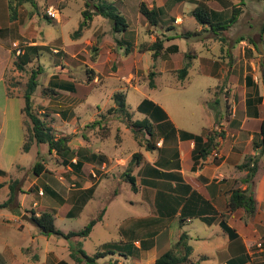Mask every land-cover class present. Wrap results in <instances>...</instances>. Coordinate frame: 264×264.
Wrapping results in <instances>:
<instances>
[{"label": "rangeland", "instance_id": "374dc122", "mask_svg": "<svg viewBox=\"0 0 264 264\" xmlns=\"http://www.w3.org/2000/svg\"><path fill=\"white\" fill-rule=\"evenodd\" d=\"M13 1L16 3V0ZM114 1L117 5L118 1ZM243 1L249 12L252 5L250 0ZM137 2L130 0L129 5L122 8L133 29L134 40L139 33L143 38L149 30L155 31L154 34L158 32L157 28L138 15ZM35 3L36 6L30 2L16 5L15 18H9L11 27L2 26L0 32V39L10 50L4 81L8 92L15 96L7 98L4 86L0 84V167L7 170L0 177V204L8 198L9 184L13 180L17 181L12 201L8 206L0 207V252H3L4 241H7L13 248L10 252V255L13 253V258H8L11 264H48L59 259L72 263L69 257L70 247L79 246L88 255H92L101 243L117 239L116 223L134 213L136 208L129 205L128 200H137V195L126 181L125 172L130 167L126 163L125 171H120L119 175L118 172H113L106 178L100 176L95 193H90L91 199L77 217H64L60 214L72 207L73 193L78 190V185H82L84 179L92 182L96 178L84 173L83 180L76 179L68 165L61 164L62 159L55 152L49 153L46 144H33L28 152L21 150L23 99L16 96H22L31 70L40 65L43 68L32 95L33 106L50 122L55 135L68 136L72 145L83 144L80 147L82 149L85 145L89 148L88 144L92 142L93 146H99L98 148L114 156L142 150L133 139L131 130L115 119L114 113H108V109L115 106L112 93H124L126 105L133 112L135 120L142 117L136 109L138 103L144 97H151L164 104L178 125L201 133L206 127L203 124L204 101L209 100L211 88L218 84L216 77L203 72V60L217 59L228 63L232 56L234 60L238 56L237 50L235 55H228L230 48L227 46L222 51L221 43L211 33L208 38L206 32L178 38L175 43L188 55L184 63L190 62L187 76L180 79L177 73L176 76L174 73L164 72L153 77L155 86L152 87L149 85L148 75L150 70L156 72L163 69L162 66L159 67L162 65L161 60H153L152 52H145L143 55L141 48L126 53L124 46L120 48L115 40L120 34L112 32L110 23L105 18L93 16L82 29L81 36H71L82 20L83 0H35ZM184 5L183 10L189 7L187 2ZM47 7L59 11L57 19L45 17L44 10ZM190 18L193 20L189 16L184 18V27L192 21ZM247 18L245 14L244 20ZM194 26V23L189 25L193 33ZM180 27L177 29H181ZM236 29L232 27L229 35L234 34ZM240 32L242 31L238 29L237 33ZM95 44L100 49L96 59L92 60L91 46ZM24 52L32 60L20 68L17 63ZM169 69L166 67V70ZM91 70L94 79L92 77L88 81L89 73L86 71ZM51 80L73 82L77 87L90 84L91 88L84 95L51 86ZM53 88L56 93H53ZM97 108L101 112L98 113ZM62 110H66L65 116ZM45 113L49 115L44 116ZM102 116L107 118L102 123L103 128L90 125L93 120ZM36 161H42L44 165V171L39 175L34 174L32 169ZM45 185L56 196L46 190ZM41 207L53 213L55 227L63 232L81 229L91 218L100 214V209L106 210L103 221L96 223L88 237L79 241L80 238L68 240L52 233L42 234L38 225L22 218L23 214L38 216ZM109 257L104 258V264H115L117 258L124 264H134L132 259ZM210 261L208 259L203 264H209Z\"/></svg>", "mask_w": 264, "mask_h": 264}, {"label": "crops", "instance_id": "0c3cea01", "mask_svg": "<svg viewBox=\"0 0 264 264\" xmlns=\"http://www.w3.org/2000/svg\"><path fill=\"white\" fill-rule=\"evenodd\" d=\"M117 1L120 13L129 23L128 30L120 33V48L124 46L125 50L129 43V51L125 50L128 53L142 49V44L147 47L157 37L163 40L162 52L155 59L152 57L153 60H161L162 65L159 67L162 66L163 69L156 70L154 76L164 72L177 76L176 70L184 65L187 52L180 50L175 41L190 34L202 35L206 32L208 38L211 33L214 39L221 43L222 51L224 46L230 48L228 55H235L237 50L238 59L234 60L232 56L228 63L217 59L203 60V72L216 77L218 84L211 88L209 100L204 101L203 124H206V127L201 133L178 125L163 103L151 97H144L143 99L147 98L158 104L166 115L162 120L151 121V135L145 133L144 138L151 143L149 149L145 148L146 141L139 145L133 134V139L142 151L114 156L107 154L98 148L99 146H93L92 142L88 144L89 148L85 145L82 149L80 147L84 146L83 144L72 145L69 141L75 150V155L70 159L74 164L77 160L76 151L79 150V154L83 152L87 157L79 169L67 166L72 170L73 176L83 180V174L88 173L96 180L91 182L84 179L82 185H78V190L73 193L72 207L61 211L60 214L64 217H77L91 199L86 190L93 189V195L101 175L102 178L113 172H118L119 175L120 171H125L126 163H129L132 154L139 152L141 158L129 172L135 180L134 187L130 184V189L136 193L137 200H128V204L136 210L116 223L117 239L107 241L131 245L122 247L126 255L114 253L110 254L109 258L118 256L124 260L132 259L134 264H154L156 257L170 249L184 233L187 234V243L191 247L189 260L198 264H203L208 259H211L209 264H264V147L258 146L260 125L264 120V0H250L252 5L249 12L246 11V3L243 0H136L139 16L141 15L138 5L145 1L150 7L158 9L159 22L154 26L158 32L154 34L155 31L149 30L143 38L139 33L135 40L129 19L122 10L129 5L130 0ZM185 2L189 3V7L183 10ZM200 3L209 8L215 21L229 20L234 6H238L240 10L235 14V19L227 23L222 33L218 31L216 34L206 25L198 24L192 15L191 12ZM245 14L248 16L247 20H244ZM188 16L193 20L190 18L192 21L184 27V18ZM193 23L194 33L189 27ZM10 25L8 0H0V32L2 26L10 28ZM178 26H181V29H177ZM232 27L237 29L230 36ZM238 29L242 32L237 33ZM180 34L185 35L180 37ZM145 52L151 51L142 49L143 55ZM9 59L10 50L0 39V84L4 86L5 96L13 98L6 95L4 81ZM166 67L170 69L166 70ZM97 111L99 113L101 109L97 108ZM140 113L141 119L147 117L145 113ZM208 131L217 133V145L215 149L200 156L194 150V140L184 134L201 135L203 140L199 143L200 150L205 146L204 136ZM248 155H257L258 163L254 178L256 211L252 215H246L242 208L231 210L228 207L231 190L246 187L242 182L246 171L238 165L243 163ZM0 169L7 173L2 167ZM71 210L74 214L70 216ZM105 210L106 208L100 209L101 218L96 223L103 221ZM226 227L233 232L230 234ZM4 242L3 252H0V264H11L8 258H13V253L10 255L13 248L7 241ZM105 257L100 258L98 262L104 264ZM60 260L48 264H55ZM115 264L124 263L117 258Z\"/></svg>", "mask_w": 264, "mask_h": 264}, {"label": "trees", "instance_id": "16d2710c", "mask_svg": "<svg viewBox=\"0 0 264 264\" xmlns=\"http://www.w3.org/2000/svg\"><path fill=\"white\" fill-rule=\"evenodd\" d=\"M24 2H30L33 6H36L35 0H16V3L13 0H8V9H9V18L14 19L16 16V5H19ZM84 9L81 11L82 20L79 23L78 28L71 34L72 37L77 38L82 35V29L88 25V22L92 20L94 15H100L109 21L110 27L113 33H121L128 30L129 23L126 17L120 13L115 1L112 0H83ZM240 10L238 6H234L232 9V15L229 20L226 22L215 21L211 17V12L209 8L204 4L200 3L196 6V8L191 12L195 17L196 21L200 25H206L209 29L216 34L221 32L227 27V23H231L235 19V14ZM138 11L140 15L145 19L147 23L152 26H156L159 22V12L156 7H150L145 1H141L138 5ZM45 15V13H44ZM46 18L49 19L48 16L45 15ZM218 29V30H216ZM185 34H180V37H183ZM223 39V37L221 38ZM118 44H121L122 41L120 38L115 39ZM129 45V46H128ZM125 50L126 52L130 49V44L128 43ZM142 49L149 50L152 52V57L155 59L163 50V40L157 37L153 42H151L147 47L146 44L141 45ZM35 49V48H34ZM91 59L95 60L98 54L100 47L98 44L91 46ZM186 56H188L186 54ZM32 60V57L29 56L28 53L24 52L19 63L17 65L22 68L24 64L28 63ZM190 62L187 61L184 65L176 70L178 77L184 78L188 72V67ZM42 66H37L33 68L30 72L28 80L26 82V87L23 91L21 97L23 99V106L21 108V128L23 132V143L21 145V150L23 152H28L33 144H46L48 147L49 153L55 152L62 160V165H69L72 169H79L84 159H87L83 155V152L79 154V150L76 151L77 160L74 164L69 159L73 154L75 155V150L73 146L69 144L68 136H56L53 130V126L50 124L48 120H45L43 115L34 109L33 106V92L38 84V75L42 72ZM92 70L86 73L87 80L89 81L93 74ZM155 75L154 70H150L149 72V85L153 86V77ZM51 86L59 87L60 89L68 90L71 92H80L82 94H88L87 92L90 90L91 85L87 84L86 86H75L73 82H55L50 81ZM6 85V84H5ZM53 93H56L53 88ZM6 95L9 97H15L8 92L6 86ZM112 99L115 102V106H112L108 109V113H114L115 119L120 122H123L127 128H129L133 134L134 139L142 145L143 141H146L145 148L149 149L151 143L149 140L144 138L145 133L151 135L152 134V123L151 121H159L166 117L163 109L153 101L145 98L143 99L139 105L137 106V110L143 112L147 115V117L135 120L133 119V112L128 108L125 102V95L121 91H116L112 94ZM110 111V112H109ZM50 113V111H49ZM49 113H45L44 116L49 115ZM62 114L66 115V110H62ZM106 117L102 116V118H98L97 120H93L91 122V126H98L103 128L102 123L106 121ZM260 139L258 146L264 147V120L260 125ZM191 137L195 142L194 150L197 151L198 155H205L210 150L216 148L215 138L217 136L216 132L208 131L205 137V146L202 149L199 148V143L203 140L201 135H194L191 133H185L184 136ZM141 158V154L139 152H135L132 154L131 159L129 161L130 167L135 166ZM128 168L126 171V180L131 184L132 187L135 185L134 177L129 173L131 168ZM240 169H244L246 171L244 177L242 178V182L246 184L244 189L234 188L231 190L230 195L228 197V207L231 210L242 208L246 215H252L256 211V199L254 197V185H255V175L258 170L257 163V155H248L246 160L238 165ZM33 173L36 175L41 174L44 171V165L42 161H36L32 167ZM5 174V171L0 169V175ZM17 181L13 180L12 184H9V194L8 198L0 204V207L8 206L13 199L15 192V185ZM45 189L48 190L52 195L56 196V193L50 190L46 185ZM93 189L89 188L86 190V194L89 196L92 193ZM86 198V197H85ZM84 201V198H83ZM40 213L38 216H32L38 223V226L41 228V233L45 235L55 234L57 236L63 237L65 239L72 238H86L94 224L100 220L101 213L95 217L91 218L81 229L79 230H70L67 232H63L60 229H57L54 225V215L53 213L47 211L45 208L40 209ZM70 216L74 214L73 210L70 211ZM228 232L231 234L233 232L232 229L227 228ZM188 236L187 234H181L179 239L172 244V247L167 251L163 252L159 256L156 257L154 264H198L197 262H193L189 260V254L191 252V247L187 243ZM130 243H117V242H107L101 244L98 249L92 254L88 255L81 247L74 246L70 247L69 257L72 263L60 260L55 264H100L98 260L106 255L119 253L121 255H126L122 250V247H129Z\"/></svg>", "mask_w": 264, "mask_h": 264}, {"label": "built area", "instance_id": "2783aa9c", "mask_svg": "<svg viewBox=\"0 0 264 264\" xmlns=\"http://www.w3.org/2000/svg\"><path fill=\"white\" fill-rule=\"evenodd\" d=\"M44 11H45L46 16H48L51 19H57L59 16V11L52 7H47L45 8ZM17 53H19V50L17 51Z\"/></svg>", "mask_w": 264, "mask_h": 264}, {"label": "water", "instance_id": "95a60500", "mask_svg": "<svg viewBox=\"0 0 264 264\" xmlns=\"http://www.w3.org/2000/svg\"><path fill=\"white\" fill-rule=\"evenodd\" d=\"M22 218L25 219V220H28L29 222L35 224V225H38L37 221L30 215L28 214H23L22 215Z\"/></svg>", "mask_w": 264, "mask_h": 264}]
</instances>
